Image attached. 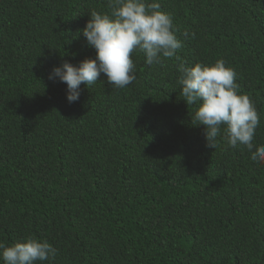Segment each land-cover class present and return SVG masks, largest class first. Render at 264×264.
Masks as SVG:
<instances>
[{
  "label": "trees",
  "instance_id": "trees-1",
  "mask_svg": "<svg viewBox=\"0 0 264 264\" xmlns=\"http://www.w3.org/2000/svg\"><path fill=\"white\" fill-rule=\"evenodd\" d=\"M156 2L176 55L134 50L131 84L68 103L49 73L95 57L80 30L108 0H0V242L47 240L43 264H264V163L223 132L206 146L177 67L223 59L264 145V0Z\"/></svg>",
  "mask_w": 264,
  "mask_h": 264
},
{
  "label": "clouds",
  "instance_id": "clouds-1",
  "mask_svg": "<svg viewBox=\"0 0 264 264\" xmlns=\"http://www.w3.org/2000/svg\"><path fill=\"white\" fill-rule=\"evenodd\" d=\"M110 13L91 12L80 30L95 57L78 65L63 61L54 66L49 80L66 84V99H79L81 85H92L103 75L110 86L122 89L135 80L134 50L144 53L149 66L161 58H172L182 42L177 39L170 14L159 10L156 0H108ZM187 38L188 33L184 34ZM180 97L187 105L196 104L191 119L204 126L206 146L215 148L223 132L230 147L244 146L252 161L264 163V145H254L259 114L249 96L239 92L234 69L223 59L214 63L177 66ZM58 250L47 240L27 237L11 245L0 242L3 264H37L54 259Z\"/></svg>",
  "mask_w": 264,
  "mask_h": 264
}]
</instances>
